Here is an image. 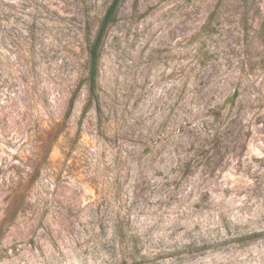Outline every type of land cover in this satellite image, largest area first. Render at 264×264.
<instances>
[{
	"label": "rangeland",
	"instance_id": "374dc122",
	"mask_svg": "<svg viewBox=\"0 0 264 264\" xmlns=\"http://www.w3.org/2000/svg\"><path fill=\"white\" fill-rule=\"evenodd\" d=\"M110 2L0 0V264H264V0H124L90 103Z\"/></svg>",
	"mask_w": 264,
	"mask_h": 264
},
{
	"label": "trees",
	"instance_id": "16d2710c",
	"mask_svg": "<svg viewBox=\"0 0 264 264\" xmlns=\"http://www.w3.org/2000/svg\"><path fill=\"white\" fill-rule=\"evenodd\" d=\"M123 2L124 0H111L103 17L99 21L94 38L92 42H90L91 44H90L89 59H88L89 72L86 78L90 103L95 100H98L97 91H98L99 61L101 57L102 46L109 28L113 24H115V22L118 19L119 9L122 6ZM88 35L89 33H87V36ZM75 95H76V91L74 92V94L72 95L69 101L66 117H69L73 109L75 103ZM58 136H59V132H57L54 139H57ZM49 150H50V146L49 148H47L45 156H48ZM25 188L26 185L20 182H18L17 184H15L14 187H12L11 192L9 193L10 201L8 202L5 208L4 216L0 221V236L13 223L14 219L17 217L18 213L20 212L25 201ZM261 238H264V229L260 231H251L248 232L247 234L239 235L238 237L235 238L234 241L238 244H246ZM134 249L135 246L134 248L132 247V250ZM119 251H120V261H121L120 264H137L136 262L137 260L135 258V254L133 253V251L129 252V250H127V248L124 246H121Z\"/></svg>",
	"mask_w": 264,
	"mask_h": 264
}]
</instances>
